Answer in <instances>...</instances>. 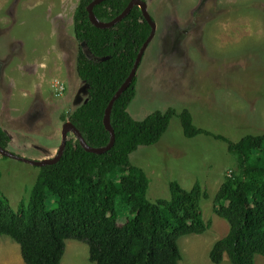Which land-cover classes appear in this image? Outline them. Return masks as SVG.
<instances>
[{
  "label": "rangeland",
  "instance_id": "rangeland-1",
  "mask_svg": "<svg viewBox=\"0 0 264 264\" xmlns=\"http://www.w3.org/2000/svg\"><path fill=\"white\" fill-rule=\"evenodd\" d=\"M157 24L141 61L131 114L142 120L174 108L168 131L131 156L151 183L148 198L169 199L171 181L209 193L201 205L212 223L180 239V264H215L210 253L230 229L215 212V197L236 168L223 135L237 142L264 134V0H145ZM80 0H0V126L7 149L44 160L58 154L63 120L87 101L79 76L80 43L74 16ZM188 109L210 133L187 137L179 114ZM74 136L69 134V139ZM41 167L0 155V192L13 209L28 202ZM56 206L54 198L48 203ZM121 213L127 206L119 204ZM127 211V212H126ZM264 264V256L257 257ZM0 264H26L18 243L0 235ZM61 264H94L85 242L68 240ZM221 264H232L226 257Z\"/></svg>",
  "mask_w": 264,
  "mask_h": 264
},
{
  "label": "trees",
  "instance_id": "trees-1",
  "mask_svg": "<svg viewBox=\"0 0 264 264\" xmlns=\"http://www.w3.org/2000/svg\"><path fill=\"white\" fill-rule=\"evenodd\" d=\"M93 1L80 0L74 16L80 43L77 70L89 86V97L63 120L74 124L90 146L100 148L111 141L106 110L130 76L152 27L136 5L120 23L98 28L88 12ZM131 1L106 0L94 12L101 21L111 22ZM137 84L136 76L114 104L112 149L88 152L74 135L58 163L41 167L28 202L15 210L0 192V235L20 245L26 264H61L68 240L88 244L94 264H180V239L211 228L201 205L210 195L200 183L188 190L173 180L169 199L148 198L150 177L131 156L140 146L158 143L177 111L169 108L136 119L129 107ZM179 116L187 137L212 134L195 125L188 109ZM214 137L228 143L237 168L225 177L215 197V212L230 229L214 244L211 260L221 264L228 257L232 264H258L257 257L264 256V134H249L237 142ZM10 142L0 126V145L7 148ZM54 198L55 207L48 204ZM119 204L127 206V214Z\"/></svg>",
  "mask_w": 264,
  "mask_h": 264
},
{
  "label": "water",
  "instance_id": "water-1",
  "mask_svg": "<svg viewBox=\"0 0 264 264\" xmlns=\"http://www.w3.org/2000/svg\"><path fill=\"white\" fill-rule=\"evenodd\" d=\"M104 1H106V0H94L88 6V12H89L90 20L96 27L101 28V29H105V28H111V27L115 26L116 24L120 23L123 19H125L128 16L130 14V12L132 11V9L136 5L141 7L145 19L150 23V25L152 27L151 35L149 36V38L147 39V41L143 45L130 76L128 77L126 82L122 85V87L118 90V92L115 94V96L112 98V100H111V102H110V104L106 110L104 123H105L106 129L111 133L110 143L107 146L100 147V148L90 146L87 143L86 139L84 138L83 134L75 127L74 124H72L71 122L68 121V122H65L63 125L61 145H60L58 154L55 157L47 158L44 160L28 159V158L19 156L15 153H12L7 148H4L0 145V154L2 156L14 158V159H17L19 161H22V162H25V163H28V164H31L34 166H38V167H44L47 165L56 164L61 160V158L64 155L65 149H66L67 144H68L70 133H73L80 140V142H81L82 146L85 148V150L88 152H91V153L103 154V153L109 151L110 149H112L113 146L115 145L116 134H115V130L112 126V121H111L112 110H113L114 104H115L116 100L122 95V93L131 86L134 78L137 76L141 61L144 57V54H145L148 46L150 45V43L152 42V40L155 37L157 24L149 12L148 3L144 0H132L131 3L129 4V6L125 9V11L121 15H119L116 19H114L111 22H103L96 16L94 9H95V6L99 5L100 3L104 2ZM84 47H86V46H84ZM86 52L90 58H93V56L91 55V53L87 49H86Z\"/></svg>",
  "mask_w": 264,
  "mask_h": 264
},
{
  "label": "flooded vegetation",
  "instance_id": "flooded-vegetation-1",
  "mask_svg": "<svg viewBox=\"0 0 264 264\" xmlns=\"http://www.w3.org/2000/svg\"><path fill=\"white\" fill-rule=\"evenodd\" d=\"M147 2V1H146ZM148 3V2H147Z\"/></svg>",
  "mask_w": 264,
  "mask_h": 264
}]
</instances>
